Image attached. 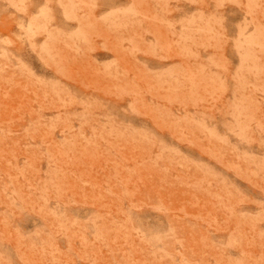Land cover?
I'll return each instance as SVG.
<instances>
[{
  "label": "rangeland",
  "instance_id": "374dc122",
  "mask_svg": "<svg viewBox=\"0 0 264 264\" xmlns=\"http://www.w3.org/2000/svg\"><path fill=\"white\" fill-rule=\"evenodd\" d=\"M0 264H264V0H0Z\"/></svg>",
  "mask_w": 264,
  "mask_h": 264
}]
</instances>
